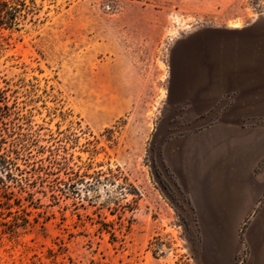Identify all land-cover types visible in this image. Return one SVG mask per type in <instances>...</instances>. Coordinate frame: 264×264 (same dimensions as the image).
Instances as JSON below:
<instances>
[{
  "label": "rangeland",
  "instance_id": "obj_1",
  "mask_svg": "<svg viewBox=\"0 0 264 264\" xmlns=\"http://www.w3.org/2000/svg\"><path fill=\"white\" fill-rule=\"evenodd\" d=\"M33 1L2 31L0 148L25 134L50 156L15 161L0 183V264H194L193 220L151 140L175 73L246 52L264 66V0ZM66 161L84 181L53 201Z\"/></svg>",
  "mask_w": 264,
  "mask_h": 264
},
{
  "label": "crops",
  "instance_id": "obj_2",
  "mask_svg": "<svg viewBox=\"0 0 264 264\" xmlns=\"http://www.w3.org/2000/svg\"><path fill=\"white\" fill-rule=\"evenodd\" d=\"M245 55L253 61L175 73L151 140L193 220L194 264H264L263 54ZM179 123L202 125L170 129Z\"/></svg>",
  "mask_w": 264,
  "mask_h": 264
},
{
  "label": "trees",
  "instance_id": "obj_3",
  "mask_svg": "<svg viewBox=\"0 0 264 264\" xmlns=\"http://www.w3.org/2000/svg\"><path fill=\"white\" fill-rule=\"evenodd\" d=\"M35 14H37V8L33 0H0V52L5 50V46L8 45L7 38L3 36L2 31L13 29L17 30V27L21 24V22L28 20V18H32ZM2 89L3 88H0V124L7 126L4 119H9V110L11 106L8 105L9 98H7L5 90ZM6 128L7 127H5V129ZM16 138L17 141L15 142L14 148L11 150L0 148V183L2 184L4 178H11L10 172L16 165L15 161H24L25 163L27 159L32 157V153L36 157L39 156L41 160H47L50 156V154H46L47 151L45 148L33 145L34 140L28 137V135L18 134ZM50 152L51 151H48V153ZM62 152L63 151H61V153ZM59 169L62 171L63 175L61 180H59L60 185L56 187L55 190H52L53 194L49 196L42 192L44 196H47L57 202L64 201L67 198V191L72 187V183L76 185L83 183V177L85 175L84 170H82V166H79L78 171L70 172V167L67 161L63 162ZM80 170L82 172H80ZM39 172H41L40 177L46 174L44 170H40ZM96 181L98 182V179ZM127 190L129 191V194H131L130 191H132V188H130V186Z\"/></svg>",
  "mask_w": 264,
  "mask_h": 264
}]
</instances>
